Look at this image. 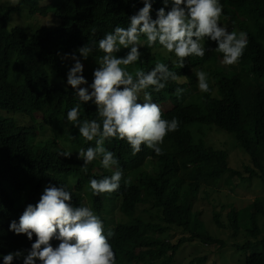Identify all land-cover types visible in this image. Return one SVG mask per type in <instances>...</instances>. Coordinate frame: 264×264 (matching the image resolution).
Returning a JSON list of instances; mask_svg holds the SVG:
<instances>
[{
	"label": "trees",
	"instance_id": "trees-1",
	"mask_svg": "<svg viewBox=\"0 0 264 264\" xmlns=\"http://www.w3.org/2000/svg\"><path fill=\"white\" fill-rule=\"evenodd\" d=\"M219 2L223 5L220 23L228 24L230 32L248 34L242 58L235 65L220 64L223 54L206 40L204 57L189 56L182 68L174 53L154 48L129 65L130 72L136 68L147 72L160 61L177 73L179 83L169 80L160 92L147 91L162 107L164 119L178 118L179 129L166 136L160 156L143 145L141 152L132 155L126 140L105 141V147L116 154L124 178L117 191L99 196L92 193L90 179L112 172L99 159L82 171L84 161L78 159V152L94 147L95 140L86 141L67 120V112L77 104L81 121L98 119L97 107L91 101L81 102L67 84L74 61L64 56L74 53L80 59L90 85L94 76L89 77L88 63L78 49L98 44L116 26L128 27L141 0H19L15 6L0 2V235L8 250H22L24 255L31 249L35 235L29 241L7 226L18 222L26 206L37 203L51 183L64 186L72 194L73 206L90 207L102 218L105 232H114L109 242L117 264H181L179 258L193 243L210 250L193 255L188 264H222L230 259L264 264L261 198L242 210L232 208L226 221L213 214L218 227L231 230L230 243L209 230L195 209L202 188H218L222 180L229 183L235 176L243 177V172L264 180V0ZM156 4L157 10L163 7ZM25 7L32 15L54 18L55 23L43 24L34 32L22 24L11 25L12 17ZM153 11L156 15L154 4ZM90 55L96 60L99 52ZM201 70L209 74L210 93L196 94V72ZM178 87L185 89L179 99ZM212 126L232 135L253 166L233 168L225 149L206 144L205 127ZM65 151L72 155H59ZM58 244L53 242L54 247ZM3 246L1 242L0 256Z\"/></svg>",
	"mask_w": 264,
	"mask_h": 264
},
{
	"label": "clouds",
	"instance_id": "clouds-1",
	"mask_svg": "<svg viewBox=\"0 0 264 264\" xmlns=\"http://www.w3.org/2000/svg\"><path fill=\"white\" fill-rule=\"evenodd\" d=\"M10 2L16 5L19 0ZM141 2L139 10L129 18L128 27L116 26L98 44L93 42L78 49L88 67L92 65L89 77L94 76V80L90 85L83 75L80 59L74 53L64 56L74 61L67 74V84L81 102L91 101L97 107L98 119L81 121L79 104L67 112V120L79 129V134L86 141L95 140L94 147L81 148L78 152V159L84 161L82 171L87 172V166L99 159L101 166L112 172L110 176L90 179V189L97 196L117 191L124 178L116 154L105 147V141L126 140L132 155L141 152L143 145L160 156L164 154L161 145L166 136L179 129L178 118L164 119L162 107L153 102L152 93L147 91L152 88L160 92L169 80L179 83L177 73L160 61L147 72L141 68L130 72L128 66L142 60L147 49L160 48L174 53L182 68L189 56L195 60L204 57L206 40L216 44L215 51L223 54L222 63L231 66L239 62L249 43L245 31L230 32L220 24L223 5L219 0ZM158 2L163 7L157 10ZM93 50L99 52L96 60L89 57ZM196 76L198 89L210 93L209 74L201 70ZM184 92L183 88L175 89L178 99ZM59 155L70 157L72 154L65 151ZM7 227L17 235H26L29 241L34 235L36 239L23 255L22 250H8L0 235V243H4L0 264H117L109 242L114 232H105L102 218L90 207L73 206L72 194L64 186L49 183L38 202L28 204L19 221L13 220ZM55 240L59 244L54 247Z\"/></svg>",
	"mask_w": 264,
	"mask_h": 264
},
{
	"label": "rangeland",
	"instance_id": "rangeland-1",
	"mask_svg": "<svg viewBox=\"0 0 264 264\" xmlns=\"http://www.w3.org/2000/svg\"><path fill=\"white\" fill-rule=\"evenodd\" d=\"M0 2L4 5H12L10 0H0ZM17 14V17H12L10 24H22L26 30L30 32H34L43 24L55 23L53 21L54 18H44L41 15L36 16L30 14L27 7ZM220 24L222 26H227L230 31L228 24L224 22H221ZM158 50L161 49L159 48ZM90 58L92 59L91 55ZM219 63L223 64L222 60L219 61ZM88 70L92 72V65L88 67ZM82 86L86 87V85ZM198 93L199 89L197 88L196 94ZM36 116L41 118L39 113H36ZM203 137L206 144L217 149H225L228 152L229 165L231 167L244 170L245 165L253 166L248 153L237 145L232 135L219 130L216 126H212L210 128L205 127ZM248 176V172H243V177L235 176L229 183H225L224 180H222L218 188L211 186L202 188L198 193L195 202V209L201 212V218L207 223L206 226L209 230L221 233L222 237L229 243L233 241L231 230L218 227L213 222L212 217L213 214L217 212L220 214L221 219L226 221V215L229 210L232 208L242 210L252 204L257 198H261V201L264 204V180L258 176L252 178H249ZM259 224L262 227V235H264V216L262 214L259 215ZM196 241L199 242L198 240ZM209 250L210 248L201 243H193L186 247L183 256L179 258V261L181 264H188L193 255L206 254ZM227 255L229 256V253ZM222 264L238 263H236L235 260L230 259Z\"/></svg>",
	"mask_w": 264,
	"mask_h": 264
}]
</instances>
